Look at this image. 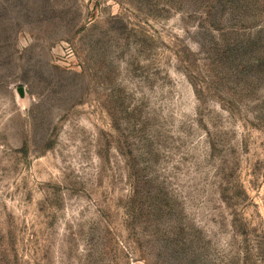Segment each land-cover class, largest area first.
<instances>
[{
  "label": "rangeland",
  "instance_id": "1",
  "mask_svg": "<svg viewBox=\"0 0 264 264\" xmlns=\"http://www.w3.org/2000/svg\"><path fill=\"white\" fill-rule=\"evenodd\" d=\"M0 264H264V0H0Z\"/></svg>",
  "mask_w": 264,
  "mask_h": 264
}]
</instances>
